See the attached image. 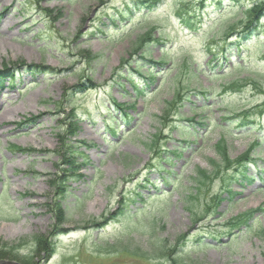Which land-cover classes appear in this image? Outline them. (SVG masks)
Here are the masks:
<instances>
[{"label": "rangeland", "instance_id": "rangeland-1", "mask_svg": "<svg viewBox=\"0 0 264 264\" xmlns=\"http://www.w3.org/2000/svg\"><path fill=\"white\" fill-rule=\"evenodd\" d=\"M196 1L147 9L133 0H0V70L13 73L0 89V253L15 255L0 260L264 264V152L236 166L253 180L230 194L216 179L198 191L192 210L202 218L186 209L190 178L218 160L219 139L234 159L264 135V19L250 41L211 60L219 14L252 0L202 9ZM180 8L193 12L189 26ZM153 28L164 45L149 47L147 59L132 54ZM162 48L165 66L150 79L148 59ZM242 78L238 92L218 93ZM220 101L254 111L258 126L221 131Z\"/></svg>", "mask_w": 264, "mask_h": 264}, {"label": "trees", "instance_id": "trees-1", "mask_svg": "<svg viewBox=\"0 0 264 264\" xmlns=\"http://www.w3.org/2000/svg\"><path fill=\"white\" fill-rule=\"evenodd\" d=\"M234 2L237 0H233ZM132 5L141 6L143 5L144 8L152 9L156 5H158L160 2L159 0H133L131 2ZM222 0H199L196 1L195 5L197 8L202 9L206 6V4H221ZM131 6L127 5L125 9L118 10V14L122 17H125L127 15V12H129ZM242 7V8H241ZM231 11L227 13V18L225 19H218V27L217 31L214 33L213 36H217L218 33L222 34V39L220 38L219 41L221 42L220 46L213 47L210 46V43L207 45L206 50L209 51L213 55V59L218 61V55L226 54L229 51H233L236 45H238L241 42L244 41H250V38L256 34L259 31V22L261 19H264V0H252L248 4L238 3L236 6L230 5ZM243 11V14L240 18H238L237 21H233L232 18L238 17L239 12ZM176 15L179 18L180 21H182L184 24L186 23L188 26L192 23V18H194L193 12L190 9L187 8H180L176 11ZM223 14H219V18ZM118 17V16H117ZM217 17V18H218ZM115 19L113 18L112 23ZM214 25H210L207 27V31H212ZM154 28L149 29L146 32L142 33V35L138 36L135 47L133 50H131V53H139L141 58H146L145 54H148L149 47H154V45H164L163 42V36L160 33L155 34ZM214 41L212 38L209 40V42L217 45L220 42ZM219 50V51H218ZM218 51V53H216ZM213 52V53H212ZM164 50L163 48L160 51V57L157 60H153L149 57V61L151 64H153V67L149 68L147 72L145 73L146 76H148L150 79L153 77L155 78V75L160 73V70H156L154 73L153 70L158 69V67L165 66L164 62ZM264 54V53H263ZM147 59V58H146ZM127 62L126 59H122V63ZM236 66H239V68L243 65L236 63ZM234 65V66H235ZM230 66V65H229ZM230 67L234 68L233 65ZM13 79V73L10 72L9 68L4 67L0 70V89L5 85L6 82H11L10 80ZM231 81L229 84H225L221 86L220 91L218 93H225V92H238L240 90V81ZM155 82V80H153ZM136 85V84H135ZM219 90V89H218ZM135 93L136 95L142 93L141 89H138L135 87ZM203 96V92H199ZM225 93V94H229ZM181 93H177V99H175L173 102L167 101L168 107H173L175 102H177L178 99H182ZM175 96V97H176ZM206 98V97H205ZM219 106H222V116L221 122H216L215 125L217 127H220L221 131L225 133L232 134L234 130L239 131H245L247 129H254L256 126H258L256 123L257 115L253 114L249 109H242V111H235L232 108H230L227 104H224L223 102L218 103ZM119 108V107H118ZM205 106H202L201 109H204ZM120 109V108H119ZM123 114V113H122ZM122 114H120V117H122V121H124V124H121V126H125V124L128 123L126 117H124ZM253 114V115H252ZM113 118H110L111 123L113 122ZM192 121L194 124L198 125L199 122L195 121L194 118H189L187 121ZM119 122V121H118ZM212 124H214L212 122ZM120 124L118 123L117 126ZM112 127V125L110 126ZM189 134V132L185 133L180 132V135H186ZM255 140L252 144L248 146V151L244 153L242 156L235 157L234 159L230 158L228 148L225 143V138L219 139V141L215 144V147L217 148L216 154L218 157L217 159H212L211 162V168L209 170L207 169H196L192 177L190 178L191 182V189L190 193H186V196L184 197L186 199V209L189 213H194L196 217L202 218L203 215L201 213L194 212L195 210H192V207L196 204L194 202L195 199H197L198 191H200L203 186L210 183L213 179H216L219 181V187L221 191H227L230 194V190L233 189V185L235 182H242V181H251L249 180V176L246 175L244 172H240L239 169L236 171V166L241 165L243 169L245 168V165L249 162L248 160L252 159L249 156L255 155L256 152H264V135H258L256 133L253 134ZM156 138L157 135H154V139L152 140L153 145H149L150 148H154L156 145ZM263 145V146H262ZM163 170H165L163 167H161ZM236 171V172H234ZM168 173H170V170H167ZM174 175V174H173ZM217 193V192H216ZM220 193V192H218ZM220 195V194H219ZM216 198V197H215ZM218 200V199H217ZM9 252V251H8ZM15 255L10 253H0V257H7V259H14ZM4 259V258H3ZM30 260L24 261L22 264H30Z\"/></svg>", "mask_w": 264, "mask_h": 264}, {"label": "water", "instance_id": "water-1", "mask_svg": "<svg viewBox=\"0 0 264 264\" xmlns=\"http://www.w3.org/2000/svg\"><path fill=\"white\" fill-rule=\"evenodd\" d=\"M0 264H19L18 262L16 261H9V260H0Z\"/></svg>", "mask_w": 264, "mask_h": 264}, {"label": "bare ground", "instance_id": "bare-ground-1", "mask_svg": "<svg viewBox=\"0 0 264 264\" xmlns=\"http://www.w3.org/2000/svg\"><path fill=\"white\" fill-rule=\"evenodd\" d=\"M4 39L6 40V38H4ZM6 119H7V116H6V114H4V115H2V117H0V122L5 121Z\"/></svg>", "mask_w": 264, "mask_h": 264}]
</instances>
